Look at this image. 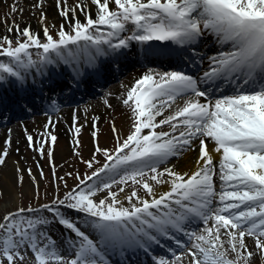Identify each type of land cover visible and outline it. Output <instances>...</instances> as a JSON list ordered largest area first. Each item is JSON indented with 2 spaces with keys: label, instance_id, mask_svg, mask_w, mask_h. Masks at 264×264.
<instances>
[{
  "label": "snow or ice",
  "instance_id": "1",
  "mask_svg": "<svg viewBox=\"0 0 264 264\" xmlns=\"http://www.w3.org/2000/svg\"><path fill=\"white\" fill-rule=\"evenodd\" d=\"M91 4L97 8L95 19L83 0L74 6L57 0L70 31L62 24L54 37L44 27L43 41L30 27L20 29L13 23L8 32L15 30L24 39L13 46L8 36L0 38V56L9 58L0 62V81L6 74L23 82L24 70L36 63L31 48L42 50L41 64H53V53L69 62L80 53L106 55L102 45L116 50L127 48L129 41H158L191 51L193 67L203 63V58L196 59L193 46L206 33L219 50L207 57V67L199 75L149 69L137 79L123 100L132 114L129 134L123 139L117 136L111 152L97 146L95 151L106 162L82 179L77 176L79 184L63 199L41 205L79 238L70 244L71 258L43 230L51 221L40 209L18 208L0 217V264H24L25 250L33 254L35 264H110L108 250L147 253L161 237L174 239V233L189 236L191 245L175 239L185 251L172 252L171 261L155 259V264H185V257L187 264H253L257 255L264 260V0H91ZM11 11L23 9L14 3ZM78 12L85 15L84 21L77 18ZM126 31L131 34L122 36ZM146 54L161 55L164 50L148 48ZM201 84L208 87L202 89ZM222 85H232L231 91L225 92ZM162 126L169 131H157ZM79 131L75 128L76 134ZM112 131L118 130L113 126ZM50 138L57 140L54 135ZM27 140L30 147L36 143L31 135ZM196 141L195 172L179 173L166 166L161 170L169 157L191 150ZM75 144L80 146L79 140ZM36 150L43 152V143ZM213 152L220 154L218 163ZM7 154V149L0 153V165ZM52 155L49 150V158ZM85 163L93 167L92 160ZM132 185L138 187L124 196L125 206L118 196ZM157 185L170 189L157 195ZM113 186L120 187L114 191ZM141 188L145 196L139 194ZM97 193L105 195L97 199ZM61 207L83 213L99 240L66 217ZM197 220L205 227L188 232L187 225ZM247 237L254 240V249Z\"/></svg>",
  "mask_w": 264,
  "mask_h": 264
},
{
  "label": "rangeland",
  "instance_id": "2",
  "mask_svg": "<svg viewBox=\"0 0 264 264\" xmlns=\"http://www.w3.org/2000/svg\"><path fill=\"white\" fill-rule=\"evenodd\" d=\"M78 0H67L69 5H75ZM87 4V11L95 19L97 8L95 10L90 9V5L87 0H83ZM0 26L1 28L0 38L8 36L13 41V44L17 39H24L19 37L16 32L4 33L5 30L11 26L13 12L11 7L13 5H5V3H11L9 0H0ZM41 4V7H34L36 4ZM28 8H22L23 15L30 17L33 22V33L39 35L43 41V28L48 27L50 33L55 37L59 31L60 26L65 24V30L70 31V28L66 24L63 17L60 16V10L57 6V0H31L27 1ZM110 7L116 10V5L112 3ZM30 8L34 9L31 11ZM5 9L8 13L1 17V12ZM20 12V11H19ZM41 12L44 13V20H41ZM15 15V13H14ZM77 18L81 21L85 20V15L78 12ZM101 31L107 32L108 29L102 27ZM127 32V31H126ZM126 32L121 35H125ZM2 42V41H0ZM83 43V42H81ZM31 58L36 63L39 61V53L42 50L31 48L29 49ZM9 58L0 56V61L8 62ZM69 106V105H67ZM66 107V106H64ZM84 112L90 113L94 116V120L91 123L86 122L83 118L75 120L72 118L60 119L49 121L57 113H51L47 115H33L22 125L17 126V133L12 145L0 144V153L7 149V156L5 163L0 165V217L7 214L8 211H15L18 208H36L40 209V214L46 216L51 223L43 229L48 233L53 241L60 246L61 249L70 247V244L78 241L79 238L60 225L53 217L52 213L41 208V205H52V202L57 198L63 199L66 192H70L76 188L79 184L77 176L81 179L85 174L90 175L96 168L101 167L106 160L100 152H96V147L99 146L103 149L112 151L117 144V136L121 139L125 138L131 130V110L127 105L123 104V100L119 99L116 103L108 101L103 104H97L94 108L85 107ZM46 112H43L45 114ZM45 125H48L46 128ZM95 125V126H94ZM12 126V125H10ZM118 130L117 133H113L112 128ZM75 128H79V134L75 133ZM95 133V137L93 136ZM57 137L55 142L51 141L50 135ZM31 135L36 143L30 147L27 140V136ZM11 140L13 139L10 137ZM79 140L80 146L75 144V141ZM16 142L18 144H16ZM43 143V152L38 151ZM49 150L53 155L51 158L48 156ZM79 155H76V153ZM93 153H95V160H93ZM215 161L220 159V155L213 152ZM199 158V142L193 145L191 150H185L179 154L172 162H180V164H188V170L186 173H191L197 170L196 161ZM93 161V167L88 168L85 161ZM171 162V163H172ZM19 169V171H18ZM11 172L14 176L15 183L13 181L12 190H7L4 187L3 174ZM69 173L71 175H69ZM150 175V173H149ZM63 177V179H59ZM95 179V178H94ZM91 183V182H88ZM150 183H153L150 181ZM81 187H84L81 185ZM120 186H113V190H117ZM132 185L126 188V192L118 196L123 199V203L127 206V201L124 200V196L131 192ZM156 192L161 188L157 185ZM143 189H139V194L145 196L142 193ZM105 193H97V199L103 198ZM148 198V197H146ZM60 211L68 218L76 221L80 226L84 223L85 217L83 213L67 209L60 208ZM83 231L88 233L94 241H98L93 237V233L86 231L81 227ZM191 244V242H190ZM249 246V244H248ZM168 247V246H164ZM250 249H254V244H250ZM27 252L26 261L24 264H35L34 256L30 250ZM181 252H184L181 251ZM253 264H264V260L257 255L253 261Z\"/></svg>",
  "mask_w": 264,
  "mask_h": 264
},
{
  "label": "bare ground",
  "instance_id": "3",
  "mask_svg": "<svg viewBox=\"0 0 264 264\" xmlns=\"http://www.w3.org/2000/svg\"><path fill=\"white\" fill-rule=\"evenodd\" d=\"M11 1V3H5V5H13L14 3L16 4L17 7L19 8H28V4H27V1H31V0H9ZM91 2V0H90ZM1 4V3H0ZM90 9L93 10V5H90ZM31 11H34V9L30 8ZM12 12V11H11ZM8 12L3 9V12H1V17L5 16ZM12 21L13 23H15L16 25H19V28L20 29H23L24 27H30V24H31V20L29 17L23 15L21 12H15V15L13 13V17H12ZM12 23V25H13ZM4 25L0 26V32H1V28L3 27ZM8 30L5 29V30H2V32L4 31V33ZM14 32H16L15 30H13ZM150 45H148V47L152 46V43H149ZM132 45H135V43H133ZM103 46H106V45H103ZM207 46V44H205V47ZM204 62H207L208 61H204ZM38 69V67H37ZM149 69L151 68H141V69H138V70H135L134 73H132V76L128 79H125L124 81V84L122 85L121 87V91L119 94H117L116 92L112 93L113 92V87L112 86L111 88L109 89H106V90H103V93H104V96H98L94 102L91 101L89 103H86V102H78L77 104H71L70 106L66 107V108H57V107H54V106H50V107H39L37 109H34L33 110V113L36 114L38 112H47V113H57L56 116H53L52 118L50 116H48V118L50 119L49 121H52V120H55L57 118H60V119H65V118H72L74 119L75 117V120L78 119V118H83L86 120V122L88 123H91L93 121V116L90 114V113H86L84 112L85 107H89V108H92V106L94 105H97L98 102H104L105 100V96H112V97H118V98H122L123 96L126 97V92L129 90V88L132 87V85L135 83V81L137 79H139L141 76H143L146 72L149 71ZM30 72L35 73L36 72V68L33 70L32 68H30ZM23 75H24V80L23 82H20L18 81L17 79H15L16 81L12 80V82H9L7 83L6 81L9 79V77H7V75L5 74V79L4 81H0V89L1 87L5 90H7L6 87H10V86H15L17 87L18 86H23V85H26V86H33L34 83L31 82L30 78H29V72H23ZM7 78V79H6ZM13 79V78H12ZM125 94V95H124ZM177 104H181L183 103L182 100H178L176 102ZM176 107V104L173 105V108ZM32 116V115H29L28 117H26L27 119L25 120H28L29 117ZM3 118H0V121H2ZM13 118L7 120V122H4V123H0V144L2 143L5 144V141L8 140L9 141V144L8 145H12L14 141V139H17L15 137V133H17V126L23 124V122H19V121H12ZM15 120V119H14ZM11 121V122H9ZM12 125V126H10ZM169 131V128L168 126H162L161 129H157V131ZM12 137L13 139L11 140ZM197 142V141H196ZM16 144H18L16 142ZM208 145H211L213 148L214 147V144L212 143H208ZM178 156V155H176ZM176 156H173V157H169V161H167L165 163V165H162L161 166V170H163V167H169V168H173L175 171L179 172V173H186L187 170H188V167L191 165H188V164H180V162H172L170 164H167L168 162L172 161L173 159H175ZM219 161V160H218ZM218 161H216L218 163ZM194 172H195V169H194ZM4 180L3 184H4V187L7 189V190H12L13 188V181L15 183V180H14V176L12 175L11 172H9L8 174L7 173H4L3 174V178ZM216 179V182H217V187L219 186V179L218 177L215 178ZM170 189V185H163L161 186V188L156 192L157 195H159L160 193L162 192H165V191H168ZM143 194L144 191H142ZM120 199L121 201H123V199L121 198H118ZM175 207V206H174ZM211 223V222H210ZM189 225H196V229L197 231L201 230L202 228L205 227V225L203 224L202 221H194L190 224L187 225V229H188V226ZM80 227H82L83 229H85L86 231H89L90 233H93V237L94 238H97V240H99V236L98 234L90 227L89 224H86L85 222L84 223H81L80 224ZM190 229H192V227H190ZM188 231V230H187ZM198 231V232H199ZM190 232V231H188ZM173 236L176 238V237H182V238H185L186 235H184L183 233H174ZM190 240V238H189ZM189 240L187 243H183L185 245H188L190 246V243H189ZM251 241H254L251 237H247L246 238V242L247 244H249ZM160 243H163V244H171V243H175V240L173 239H165L163 237L160 238ZM176 244V243H175ZM68 248H65V249H61V252L62 254L64 255H67L69 258H71V255H72V252L74 251L73 249H71L69 246H67ZM183 248H176V249H173L172 251H169V249H167V251H169V253H171V256L172 255V252H181ZM159 250V248H158ZM185 250V249H184ZM148 254H150L151 257H153L154 259L150 258L148 260H145V262H148V264H155V259H158L160 258L161 256L159 255L160 252L156 251L155 249H153L152 247L149 246V252H147ZM107 254V252H106ZM129 254V253H127ZM168 256V255H166ZM166 260H173L174 257L172 258H165ZM149 260H153V262H150ZM110 261V264H125L123 262H120V261H117L115 259H112V260H109ZM142 262V261H141ZM136 264H140V262H137ZM185 264H187V257H185Z\"/></svg>",
  "mask_w": 264,
  "mask_h": 264
}]
</instances>
